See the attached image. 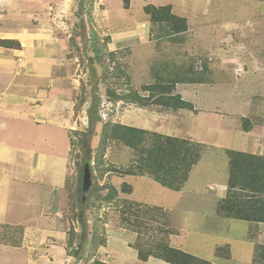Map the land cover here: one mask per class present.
<instances>
[{"label":"rangeland","instance_id":"rangeland-1","mask_svg":"<svg viewBox=\"0 0 264 264\" xmlns=\"http://www.w3.org/2000/svg\"><path fill=\"white\" fill-rule=\"evenodd\" d=\"M123 3V0H93L92 10L94 26L107 43V51L112 50L119 58L116 62L126 65L130 82H125L121 87L126 91L130 88L142 91V85L152 77V65L155 62L166 70H180L187 66L188 71L198 72L208 66V83H182L176 89L198 111L162 112L155 107L143 108L132 102L120 101L115 106V115L109 117L112 104L108 101L101 80L102 68L90 63L93 53L88 44L89 18L87 12L80 11L81 1L0 0V35L23 38L26 41L22 45L23 56L31 59L37 53L33 51V46L27 45L29 38L34 36L27 35L37 33L40 28L44 29L43 34L39 35L40 39L43 38L41 44L37 43L44 51L38 53H49L51 50H47L49 46L44 43V39L47 32L54 30L59 36L55 40L62 42V49L65 50L50 52L57 63L55 74L65 73L73 87L69 94L71 102L67 100L70 108L59 104L57 110L54 109L57 121L66 117L63 120L67 126L61 122L56 125L57 121L53 122L35 113L12 115L6 108L0 109V156L3 159L10 155L20 157L21 166L17 165V169L21 171L19 179L24 181L20 185L12 182L17 170L10 171L9 164L5 172V168L1 169L0 165V189L4 191H0L3 201L0 214L10 213L13 206H17L23 208L20 210L23 214L18 215L19 219H28L30 215L35 221H30L32 225L26 224L27 221L17 223L12 216L11 221H0V264H38L41 261V264H93L95 259H98V264H109L108 260L110 264H115L116 259L108 244L110 238L114 240L112 235L117 232H129V229L120 227V206L124 199L141 200L149 206L161 205L167 210L171 225L180 228L179 233L182 232L180 236H170V244L173 246L212 259L217 245L230 243L234 249V260L243 258L251 261L254 255L255 245L260 239L249 237L252 231H246L245 225L250 223L241 222L243 226H239L234 224L237 222L228 224L227 219H215V209L219 198L225 195L224 186L228 179L229 166L225 149L258 154L264 152V0H131L128 9L123 7ZM150 3H170L176 14L188 19V30L180 35V40L176 36L170 38L156 35L157 26L151 23L143 10ZM77 31H80L79 35ZM84 89L88 92V102L80 112H76L73 107L75 109L84 95ZM94 92L101 98L98 102L103 118H113L114 121L135 127L145 125L155 131H159L160 127L162 133L191 138L204 143L206 148L181 191L164 187L148 176H123L112 172L99 179L100 184L109 181L118 189L123 182H128L133 191L130 194L120 193L117 200L104 205L100 210L107 244L100 246L96 257L85 263V258L73 254L78 247L79 233L83 226L78 219L72 218L66 179L69 178V185H75L79 178L76 161L80 147L73 148L70 139L78 140L80 136L74 131L90 126L91 145L95 147L99 140L101 122L98 123L96 117L89 121L87 112ZM52 93L62 94L58 89H50L48 96L51 97ZM58 98L61 99V95L54 97ZM25 110L20 108L21 112ZM241 117L249 118L255 127L249 132L240 130ZM38 153L55 159H50L46 164V173L40 172L36 180L31 181L25 173ZM64 154L67 157L66 163L59 158V155ZM106 157L107 164L127 167L132 164L134 153L129 147L116 142L110 145ZM96 173L99 174L98 171ZM6 177L10 181H4ZM43 205L46 209L51 206V210L59 207L61 216L57 217L64 225L59 227V222H56L55 232H51L53 228L49 229L51 224H55V221L51 223L55 213L46 209L43 211ZM87 213L85 231L92 228L90 210ZM164 218L160 215L152 223L158 225ZM184 219L188 220L185 222V230L182 223ZM71 225L75 227L78 236L69 246L68 232ZM133 234L135 240L137 235ZM88 248L89 242L86 240L84 250ZM41 257L45 259L40 260ZM141 262L136 258L134 261L130 259L128 264ZM225 264L238 263L231 260Z\"/></svg>","mask_w":264,"mask_h":264},{"label":"trees","instance_id":"trees-1","mask_svg":"<svg viewBox=\"0 0 264 264\" xmlns=\"http://www.w3.org/2000/svg\"><path fill=\"white\" fill-rule=\"evenodd\" d=\"M81 12H87L89 18L90 35L88 44L93 55L91 64H98L102 68L101 80L105 85L106 96L112 107L108 113L113 117L117 111L116 104L120 101L132 102L139 107H155L160 111L179 112L180 110L198 111L195 105L177 93L178 84H205L208 83V66L202 71H192L183 66L180 70H166L158 63L152 65V77L148 83L142 85V91L130 88L126 91L121 87L130 82V76L126 74V65L116 62L117 55L112 50L107 51V43L100 37L95 26L93 16V0H79ZM123 7L130 8V0H123ZM87 7V8H86ZM149 16L151 23L156 27V35L177 37L188 30V19L174 12V6L170 3L164 5L147 4L143 7ZM83 21V20H82ZM155 28V27H154ZM152 28V29H154ZM151 29V30H152ZM80 34V31H77ZM0 45L11 49H21L19 40L0 38ZM94 65H90L94 67ZM125 65V66H124ZM165 66V64H164ZM207 73V76L205 75ZM126 76V80L124 77ZM122 79H124L122 81ZM141 92H146L143 94ZM82 98L75 105V111L80 112L87 103L88 92L83 90ZM89 121L96 117L101 122L99 140L95 147L90 143L91 129H78L74 132L80 136L78 140L70 139L71 146L79 148L76 161L79 178L75 185L68 183V200L73 211L72 218L78 219L83 229L79 233V243L73 254L85 258V263L96 257L100 246L107 244L105 232H103L100 219V210L104 205L113 203L119 198L120 193L130 194L132 185L124 182L121 189L109 181L100 184L99 179L112 172L124 175L148 176L164 187L175 191H181L189 180L193 167L201 160L206 145L196 140L151 131L144 128L114 121L112 118H103L100 110L101 98L97 92L91 94ZM75 112V113H76ZM113 114V115H112ZM254 125L249 118L241 117L240 130L249 132ZM120 143L129 147L134 158L132 164L127 167H119L115 164H107L106 152L112 143ZM72 149V148H71ZM228 156V179L226 183V195L219 198L215 212L219 216L245 220L248 222L264 223V154L241 151L226 148ZM94 162V164H92ZM90 164L92 179L94 180L88 191L83 190V173L85 164ZM99 172V174L96 173ZM73 187V189H72ZM86 194V195H85ZM91 195V196H90ZM85 196V198H83ZM68 202V201H67ZM120 218L122 225L129 229L130 233H136L135 240L130 246L138 252L139 260L146 262L150 257L164 260L171 264H212L213 260L235 262L232 257L230 244L217 245L212 259L203 258L197 254L170 244V236L178 234L179 230L170 223V214L162 206L144 205L142 202L121 200ZM91 212V229L86 230L85 223ZM162 215L158 225L152 223ZM152 223V225H151ZM7 226L6 228H8ZM78 236L75 227L71 225L68 232V244L71 246ZM15 238L14 240H16ZM13 240V241H14ZM87 240L88 250H84ZM21 242V240H20ZM255 263L264 264V245H259L253 258ZM98 259L93 264H98Z\"/></svg>","mask_w":264,"mask_h":264},{"label":"crops","instance_id":"crops-1","mask_svg":"<svg viewBox=\"0 0 264 264\" xmlns=\"http://www.w3.org/2000/svg\"><path fill=\"white\" fill-rule=\"evenodd\" d=\"M39 29V28H38ZM50 29L53 30V28L51 27ZM44 31V29L40 28L38 30V32H34V33H30L27 35V37L30 36H34L33 38H29V41L27 42V45L29 46H33V51H35L37 53L36 56H33L35 58H31L30 57H24L23 56V50L21 49H11V48H7V47H3L0 45V109L1 108H6L7 111L10 112V114L12 115H18L20 113H25V112H30L31 114L35 113L38 114L40 116H45L47 118H49L51 121L56 122L58 120V118L55 116L54 114V109L57 110L58 105L61 104L63 105L62 107H68L70 108V105L67 103V100L69 102H71L69 100L70 96V89L73 90L72 87V83H70V81H68V78L66 77L65 73H60L59 75L55 74V65L57 64L54 56H52L50 54V52L52 50H59V51H65L62 49V42H57L55 40V38H59V36L57 34H55L54 30L53 31H49L50 33L47 32L45 39H44V43H47V46H49V48H47V50H51L49 53H38L39 51H44L40 49V46L37 45L41 44L40 41V37L39 35L43 34L42 32ZM18 34V33H17ZM0 38H11V39H17L20 41L21 45L24 46V44H26V41L20 37H15L14 36H1ZM27 39V38H25ZM34 54V52H33ZM25 58L27 60H25ZM55 61V62H54ZM59 65H66L64 63H58ZM71 64V63H70ZM67 80V81H66ZM64 82H66L64 84ZM42 83V85L40 84ZM50 89H58L60 92H62V94L60 93H52L50 94L51 97H49L48 95V91ZM56 95H61V99H54V97ZM133 104V103H132ZM20 108H26L27 110L21 112ZM73 110L75 111L74 107ZM198 110V109H197ZM2 112H6L5 110H3ZM64 119H66V117H63ZM63 118H59V122L57 121L56 125H60L64 124V125H68L66 124V121L63 120ZM56 119V120H54ZM255 127V126H254ZM144 128H148V129H153L152 127L149 126H145ZM160 131V127L158 128ZM162 133V132H161ZM67 136V133H66ZM209 145V142H208ZM69 150V147H67V151ZM263 152V151H262ZM255 153V152H253ZM260 154H264L260 153ZM9 155V154H8ZM60 160H62V162L66 163V159L67 157L64 155H59ZM0 159L2 160L0 162L1 165V169L5 168L4 171L7 172L8 169H6L7 167H9L10 164V171H15L17 170V172L13 175L15 178H13L11 181L20 185L24 183L23 180L19 179L20 176V172L17 169V165L21 166V162L20 161V157L18 155H14L13 157H6L3 159L2 156H0ZM50 159H55L53 157L50 156V158H48L47 155H42L41 153H38L32 160H31V165L28 168L27 172L25 173V175L27 176L26 178L33 181L36 180V177H38V174L40 172H47L48 168L46 167V164H48V162L50 161ZM24 162V161H22ZM22 167L26 168L25 165H22ZM19 172V175H18ZM44 173L43 175V179L45 180V176L46 174ZM18 175V176H16ZM22 175V174H21ZM3 179V178H1ZM4 181L9 180L10 178L6 177L4 178ZM61 179V176H60ZM42 182V181H41ZM14 184V185H16ZM44 186V185H43ZM225 187V195H226V186ZM57 189V188H54ZM0 191H3V188L0 189ZM2 192H0V205L3 203V201H1V194ZM224 195V196H225ZM222 196V197H224ZM220 197V198H222ZM139 202H142L141 200ZM43 203V202H41ZM156 205V204H155ZM161 206V205H159ZM43 208H41L43 211L46 209L45 206H42ZM51 206H49L48 211L52 212L54 215L52 216V222L53 223L55 221V224H51V227L49 229H52L51 232H55L57 231V229H54L56 226V222H59L60 226L62 227L64 225L63 222H61L57 216H61L60 214V210L59 207L54 208V210L50 209ZM22 207L18 208L17 206H13V208L11 209L12 211L9 213H1L0 214V221L7 220V221H11L10 216H12V218H14V221H17V223H19L20 221L22 222H26V224L28 225H32L30 223V221L33 223L35 222L34 220H32V217H30V215H28V219L23 218V219H19L18 215H22L23 213L20 211ZM23 209V208H22ZM215 216V219L220 218L222 220L223 219H227V222L229 224V222H237L234 223L236 225L239 226H243L241 222H248L245 220H239V219H235V218H228V217H224V216ZM6 217V218H5ZM54 217V219H53ZM6 221V222H7ZM187 219H184L182 221V223L184 224L183 229L185 230V222H187ZM218 222V221H217ZM9 223V222H7ZM250 225H245L246 227V231H252V234L249 235V237L251 239H254L257 237L258 239H260V242L258 244L255 245V251H254V255L251 258V261L240 258L239 260V264H263V263H255L253 258L255 257V253L258 249L259 245H264V223H259L258 226L256 225V223H252L249 222ZM229 226V225H228ZM181 229V230H183ZM180 230V228L178 229ZM125 231V230H124ZM117 232L116 235H112V237H115L114 240H110L113 238L109 239V247H111L112 249V253L116 259L115 264H128L129 260L131 259L132 261H134L136 258H138V252L136 249H134L133 247L130 246V242L133 241L134 239V234L130 233L128 231L126 232ZM180 232V231H179ZM178 234H173L175 235V237L180 236L181 233ZM183 235V234H182ZM230 244V243H229ZM231 246V251H232V257H233V251L234 249H232V245ZM48 249V248H47ZM106 249V247H105ZM116 252H114V251ZM42 250H40L39 252L41 253ZM106 252H110L107 251ZM197 255H199L197 252L195 253ZM39 254H37L36 256H38ZM40 260H44V257L39 258ZM139 259V258H138ZM106 260H104L103 262H105ZM109 264L111 263L109 260L107 261ZM38 264H41V262H37ZM141 264H171L168 262H165L161 259L155 258V257H150L148 261L146 262H141ZM212 264H219L217 261L213 262ZM221 264H225L224 262Z\"/></svg>","mask_w":264,"mask_h":264},{"label":"water","instance_id":"water-1","mask_svg":"<svg viewBox=\"0 0 264 264\" xmlns=\"http://www.w3.org/2000/svg\"><path fill=\"white\" fill-rule=\"evenodd\" d=\"M83 190L86 192L90 189L92 185V172L90 169V164L86 163L84 167V173H83ZM85 198V196H83Z\"/></svg>","mask_w":264,"mask_h":264},{"label":"clouds","instance_id":"clouds-1","mask_svg":"<svg viewBox=\"0 0 264 264\" xmlns=\"http://www.w3.org/2000/svg\"><path fill=\"white\" fill-rule=\"evenodd\" d=\"M130 2H131V0H130ZM184 98V97H183ZM185 99V98H184ZM187 100V99H186ZM189 101V100H188ZM130 103V102H129ZM134 104V103H133ZM197 109V108H196ZM181 111V110H180ZM188 111H190V110H188ZM195 112H197V111H195ZM124 124H126V123H124ZM127 125H130V124H127ZM136 127H139V128H144V126L142 125L141 127L140 126H136ZM144 129H147V130H151V131H155V130H153V129H148V128H144ZM157 132H160V131H157ZM161 133V132H160ZM164 134H166V133H164ZM191 139V138H190ZM106 159H107V157H106ZM92 164H94V162L92 163ZM92 172V171H91ZM119 175H123V176H127V175H124V174H119ZM134 176H140V175H134ZM124 183V182H123ZM128 183V182H127ZM129 184V183H128ZM131 185V184H130ZM118 189V188H117ZM121 189V188H120Z\"/></svg>","mask_w":264,"mask_h":264}]
</instances>
